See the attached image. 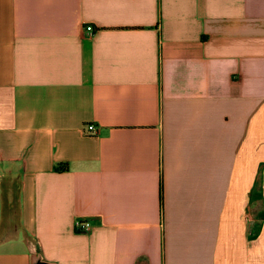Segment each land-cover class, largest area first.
<instances>
[{"label":"crops","instance_id":"crops-1","mask_svg":"<svg viewBox=\"0 0 264 264\" xmlns=\"http://www.w3.org/2000/svg\"><path fill=\"white\" fill-rule=\"evenodd\" d=\"M0 264H264V0H0Z\"/></svg>","mask_w":264,"mask_h":264},{"label":"built area","instance_id":"built-area-1","mask_svg":"<svg viewBox=\"0 0 264 264\" xmlns=\"http://www.w3.org/2000/svg\"><path fill=\"white\" fill-rule=\"evenodd\" d=\"M83 30L89 34L93 31V27L89 23H85L83 25ZM96 130L97 125L93 122H87L82 125V131L84 134H94L96 133ZM244 219H249L247 212L244 213ZM72 225L74 230L80 232L88 231L91 228V223L89 222V220L81 217L74 218Z\"/></svg>","mask_w":264,"mask_h":264}]
</instances>
